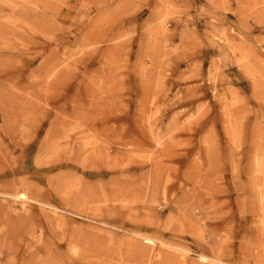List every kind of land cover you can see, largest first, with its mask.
Listing matches in <instances>:
<instances>
[{
  "label": "rangeland",
  "instance_id": "obj_1",
  "mask_svg": "<svg viewBox=\"0 0 264 264\" xmlns=\"http://www.w3.org/2000/svg\"><path fill=\"white\" fill-rule=\"evenodd\" d=\"M0 264H264V0H0Z\"/></svg>",
  "mask_w": 264,
  "mask_h": 264
}]
</instances>
